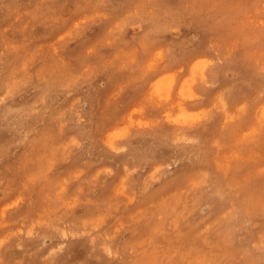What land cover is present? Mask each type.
Returning <instances> with one entry per match:
<instances>
[{"label":"rangeland","instance_id":"rangeland-1","mask_svg":"<svg viewBox=\"0 0 264 264\" xmlns=\"http://www.w3.org/2000/svg\"><path fill=\"white\" fill-rule=\"evenodd\" d=\"M258 76L264 0H0V264H264Z\"/></svg>","mask_w":264,"mask_h":264},{"label":"bare ground","instance_id":"bare-ground-1","mask_svg":"<svg viewBox=\"0 0 264 264\" xmlns=\"http://www.w3.org/2000/svg\"><path fill=\"white\" fill-rule=\"evenodd\" d=\"M143 24V23H142ZM141 23H140V25H142ZM143 26V25H142ZM229 61V60H228ZM193 63H195L196 64V67L199 69V71H201V72H203V70H204V68H205V66H207V68L209 67V64L211 63V61L209 62V58H207L206 56H203V57H199V58H197ZM215 66V65H214ZM206 68V69H207ZM209 74H211L212 75V73L211 72H209ZM173 77H174V75H172ZM193 79V78H192ZM257 82H258V84H259V86H260V88L261 89H264V76H258V78H257ZM182 93V92H181ZM219 99V103H220V105L224 108V110L225 111H227V114H226V118H231V114H232V112L233 111H235L234 110V106H235V109L237 108V105L236 104H234V106L232 105V104H230V102L222 95V94H220V98H218ZM262 105L258 108V113H263V115H264V97H263V101H262V103H261ZM212 105V104H211ZM170 112V111H169ZM161 113V112H160ZM168 113V112H167ZM183 113L184 114H186V115H188V112L187 111H183ZM197 113V112H196ZM190 115V114H189ZM160 116H162V115H159V117ZM163 117V116H162ZM156 118V117H155ZM154 118V119H155ZM149 119V118H148ZM150 119H152V118H150ZM160 119V118H159ZM155 121H157V120H155ZM155 121H152V122H155ZM176 121V120H175ZM207 124V123H206ZM201 127H202V124L200 125ZM204 128V127H203ZM178 129H180V128H178ZM177 129V130H178ZM243 131V130H242ZM173 133H175V132H173ZM176 134V133H175ZM242 134V133H241ZM179 135V134H178ZM186 135V134H185ZM240 135V134H239ZM176 136V135H175ZM189 137V136H188ZM216 137V136H215ZM173 138V137H172ZM114 145V144H113ZM117 145V144H116ZM106 146H107V144H106ZM118 146V145H117ZM122 146V145H121ZM230 150H232V149H230ZM95 152H96V150H95ZM113 157H114V155H113ZM112 157V158H113ZM226 158V157H225ZM217 161V160H216ZM219 161V160H218ZM222 161V160H221ZM140 163V162H139ZM216 163V162H215ZM159 164V163H158ZM106 167V166H105ZM131 169V168H130ZM129 169V170H130ZM144 169V168H143ZM148 170V169H147ZM127 171V170H126ZM200 171V170H199ZM121 173V172H120ZM121 176V175H120ZM123 176V175H122ZM193 176V175H192ZM118 179V178H117ZM117 181V180H116ZM115 181V182H116ZM118 182V181H117ZM125 188V187H124ZM133 190V189H132ZM124 191V190H123ZM228 209V208H227ZM254 221H259L258 219L257 220H254ZM260 222V221H259ZM250 224V223H249ZM38 238V237H37ZM33 240H35V239H33ZM36 241H38V240H36ZM31 242H33L32 240H31ZM34 243V242H33ZM33 243H32V245H33ZM29 244V243H28ZM30 246V245H29Z\"/></svg>","mask_w":264,"mask_h":264}]
</instances>
